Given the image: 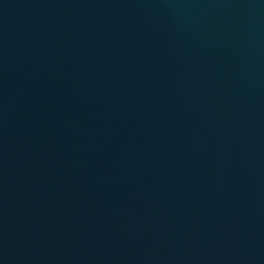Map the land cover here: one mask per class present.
Instances as JSON below:
<instances>
[{"label": "water", "instance_id": "1", "mask_svg": "<svg viewBox=\"0 0 264 264\" xmlns=\"http://www.w3.org/2000/svg\"><path fill=\"white\" fill-rule=\"evenodd\" d=\"M0 264H264V0H0Z\"/></svg>", "mask_w": 264, "mask_h": 264}]
</instances>
